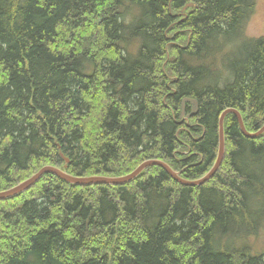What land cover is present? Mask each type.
Here are the masks:
<instances>
[{"label": "trees", "instance_id": "trees-1", "mask_svg": "<svg viewBox=\"0 0 264 264\" xmlns=\"http://www.w3.org/2000/svg\"><path fill=\"white\" fill-rule=\"evenodd\" d=\"M255 3L0 0V191L46 163L119 176L160 159L203 175L224 109L264 125V35L240 39ZM224 137L200 186L159 166L114 186L43 175L0 200V264H264V133L228 113Z\"/></svg>", "mask_w": 264, "mask_h": 264}, {"label": "water", "instance_id": "water-1", "mask_svg": "<svg viewBox=\"0 0 264 264\" xmlns=\"http://www.w3.org/2000/svg\"><path fill=\"white\" fill-rule=\"evenodd\" d=\"M236 113V111L234 110ZM237 114L238 122L240 123V128L241 131L244 135L248 137H255L258 134H260L264 130V126L256 133H248L245 128L242 126V119L239 113ZM224 117V115H223ZM223 117L220 122V145L221 148L218 152V156L216 158L215 163L213 166L205 172L203 175L196 179H184L182 178L178 172L174 171L165 161L163 160H155V159H150L141 162L134 170L131 172L120 175V176H104V175H80V176H75L67 173L63 168L57 167L52 164H45L40 166L33 174L22 180L21 182L17 183L16 185L1 190L0 191V200H6L10 199L12 197H15L22 193L25 190H28L32 186L35 185L36 182L46 173H51L60 179L71 183L73 185H79V186H84V185H97V184H106V185H123L129 182H132L135 180L147 167L150 166H159L162 167L175 181H177L181 185H187V186H200L206 182H208L215 172L217 171L220 162L223 157V131H222V123H223Z\"/></svg>", "mask_w": 264, "mask_h": 264}, {"label": "rangeland", "instance_id": "rangeland-1", "mask_svg": "<svg viewBox=\"0 0 264 264\" xmlns=\"http://www.w3.org/2000/svg\"><path fill=\"white\" fill-rule=\"evenodd\" d=\"M127 32H124V33H127ZM257 35H264V0H256L253 11L251 12V14H249L245 18V22H244V25L242 27V36L240 39L250 38L252 36H257ZM171 38L173 39L174 36L172 35ZM220 42L223 43V45H224V52H226L228 50L231 51L232 49L235 51V53L237 52V48H235V46H233L231 43L226 42L222 38H220ZM167 50H168V53L170 56H172L176 53V48H174V47L169 48ZM218 54H219V56L213 58L215 61V64L217 65V66H215V68H217V69H218V67H222L221 59H222L223 52H220ZM220 77H223V76H220ZM223 78L224 79L222 80V82L227 80V77H223ZM101 83H102V81L98 82L97 86H101ZM90 92L91 91H89V93ZM89 98H90V100L92 99V97H90V96H89ZM173 101H175V100H173ZM177 139H179L178 136H177ZM251 185H252L253 192H255V194H256L257 191L259 190V187L254 186L253 181H251ZM87 191L88 192H85V193H87L88 195L89 194L94 195L96 193L97 189L92 188V189H89ZM261 196H264L263 188H261ZM262 204L264 205V198L262 199ZM261 207L264 208V206H261ZM263 218H264V214L261 217H255L254 220H257V219L263 220ZM263 223H264V221H263ZM257 235L259 237V241L262 242V244L264 245V225L259 230ZM226 241L229 243L233 242L232 240H226ZM261 247H264V246H261Z\"/></svg>", "mask_w": 264, "mask_h": 264}, {"label": "bare ground", "instance_id": "bare-ground-1", "mask_svg": "<svg viewBox=\"0 0 264 264\" xmlns=\"http://www.w3.org/2000/svg\"><path fill=\"white\" fill-rule=\"evenodd\" d=\"M187 99H188V98H187ZM194 103H195V106L197 107V102L194 101ZM182 105L184 106L183 103H182ZM225 110H226V109H224V110L221 112L220 116H219V119H218V126H219V124H220V122H221V119H222V117H223V115H224ZM220 148H221V145H220V138H218V152H219ZM222 149H223V157H224V152H225V139H224V141H223ZM218 152H217V153H218ZM173 170H174V169H173Z\"/></svg>", "mask_w": 264, "mask_h": 264}]
</instances>
